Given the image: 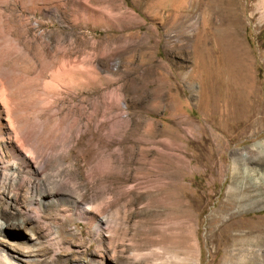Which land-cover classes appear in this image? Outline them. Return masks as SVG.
<instances>
[{
	"label": "bare ground",
	"instance_id": "1",
	"mask_svg": "<svg viewBox=\"0 0 264 264\" xmlns=\"http://www.w3.org/2000/svg\"><path fill=\"white\" fill-rule=\"evenodd\" d=\"M185 1L174 0L169 7L173 9ZM197 8L201 11V23L198 17L190 25L197 32V40L204 42L206 63L210 58L209 45L215 43L221 57L239 54L244 66V55L238 53L239 42L229 36L234 28L235 1L199 0ZM162 14L161 23L186 22L179 13L164 9ZM50 16L55 21L45 23L43 19ZM55 22L65 26L56 27ZM139 22L140 16L124 0H0V264H46L47 260L55 261L60 251L73 250L72 243L58 233L64 222L74 217L97 233L92 236L98 244L97 252L90 258L92 264L200 262L198 225L187 217L191 213L189 204H123L108 219L103 215L111 207L107 204L111 198L105 204H82L80 195L75 193L83 171L91 184L105 181L116 163H123L126 153L122 146L128 126L122 118L125 86L119 83L120 71L101 62L114 53L120 54L122 63L121 53L128 40L112 44L108 36L99 40L88 31L100 27L124 33ZM77 29L87 32L80 35ZM82 45L86 47L80 53ZM186 79L191 88L195 75ZM199 83L200 106H209L212 116L218 114L223 123L233 114L245 126L256 110L261 114L260 109L251 105L253 90L225 94L207 79ZM112 86L115 87L108 90ZM97 89L105 93L94 99ZM235 101L239 109L234 107ZM259 120H264L263 112ZM172 141L162 143L166 156L172 157L176 151ZM113 142L115 148L109 149ZM256 147L261 149L259 156L248 160L264 166V142ZM76 151L83 165L74 158ZM250 151L255 155V149ZM238 159L245 160L242 155ZM120 168L121 165L116 169ZM255 181L258 192L253 195L243 194V187L232 190L242 210L253 205L264 208V175ZM47 212L56 214L55 226L42 221ZM131 214L139 217L145 229L160 231L157 236L163 244L151 249H141L136 240L127 246L123 241L120 244L118 237L127 233L122 226ZM17 229L26 230V234L14 233ZM247 229H242L234 241V246L240 247L239 262L264 264L263 251H255L258 243H264V233L259 226ZM245 245L249 246V257L243 249ZM88 246L89 241L81 237L78 249L87 252Z\"/></svg>",
	"mask_w": 264,
	"mask_h": 264
},
{
	"label": "rangeland",
	"instance_id": "2",
	"mask_svg": "<svg viewBox=\"0 0 264 264\" xmlns=\"http://www.w3.org/2000/svg\"><path fill=\"white\" fill-rule=\"evenodd\" d=\"M124 1L130 10L136 11L141 22L130 26L124 33L100 27L88 32L99 40L108 36L112 44H123L121 41L128 40L121 53L124 62L121 63L120 54L114 53L107 60H100L112 70L120 71L119 83L125 86L122 118L127 120L128 126L122 146H125L127 154L122 164L116 163V168L121 165V170L115 168L105 181L91 184L83 171L82 182L75 193L80 195L82 204H105L111 198L107 203L111 207L103 215L108 219L123 204H189L191 213L187 217L198 225L201 247L198 264H240V247L234 246L240 231L259 226L264 233L263 205L242 210L232 191L243 187V194L253 195L258 192L255 179L264 175V166L248 160L259 156L261 149L256 146L264 142V120H259L264 113V0H234L236 16L229 36H234V42H239L238 53L244 55V66L239 61V54L221 57L215 43L209 45L210 58L206 63L204 42L200 38L197 40V32L190 25L198 17L201 23V11L197 8L199 0H186L173 9L169 6L174 0ZM164 9L168 13L185 16L186 22L177 25L170 21L161 23ZM111 11L116 12L114 3ZM51 19L54 20V16L43 21L49 24ZM60 26L65 24L57 22L56 27ZM83 31L87 32L77 29L80 35ZM199 31L202 32L201 29ZM83 47L85 49L86 46L82 45L80 53ZM193 74L196 81L190 88L186 78ZM202 79H207L215 89L219 88L225 94L253 90L255 96L251 105L260 109L261 114L256 110L245 126L240 125L233 114L223 123L218 114L212 116L209 106H200L199 82ZM100 90L97 89L92 98L102 97L105 90ZM141 99L143 105H140ZM234 103V107L239 109L236 106L238 102ZM165 141H172L175 145L172 157L163 154L167 152L162 146ZM115 143L109 149L115 148ZM254 149L255 155L250 151ZM76 152L74 158L83 165L80 154ZM240 155L244 161L238 159ZM55 216V213L47 212L42 215V221L55 226ZM130 216L122 226L127 233L118 237L120 244L123 241L127 246L131 240H136L141 249L163 244L157 236L160 231L145 229L138 216ZM14 233L23 236L26 230L17 229ZM58 234L71 242L74 249L60 251L55 261L47 260L46 264H92L90 258L98 247L93 240L97 234L94 228L74 217L64 222ZM81 237L89 241L87 252L78 249ZM248 247H243L247 256ZM259 249L264 255V243L255 246V251Z\"/></svg>",
	"mask_w": 264,
	"mask_h": 264
}]
</instances>
